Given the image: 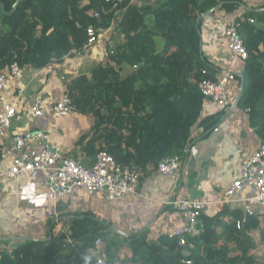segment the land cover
<instances>
[{
	"label": "trees",
	"instance_id": "obj_1",
	"mask_svg": "<svg viewBox=\"0 0 264 264\" xmlns=\"http://www.w3.org/2000/svg\"><path fill=\"white\" fill-rule=\"evenodd\" d=\"M148 1L123 0L114 6L107 0H0L5 6L0 10V74L13 63L35 69L62 63L74 51H84L91 26L98 35L114 27L118 39L107 48L106 59L94 65L90 76L73 77L66 91L76 111L95 118L79 144L94 157L107 150L118 163L137 170L141 180L149 165L165 157L186 160L196 125L205 127V136L218 125L220 118H201L205 97L199 83L219 72L203 49L204 14L216 6L226 13L244 7L234 18L248 55L237 75L239 107L248 111L264 140V4ZM68 218L72 243L66 235H54L58 220L53 217L47 222L50 240L24 238L11 251L0 247V264H94L98 237L106 244L107 264H264V253L251 236L260 229L264 242V215L261 224L259 215L244 216L243 210L226 204L214 216L203 213L202 232L186 235L185 245L169 234L151 242L147 227L118 234L90 211Z\"/></svg>",
	"mask_w": 264,
	"mask_h": 264
},
{
	"label": "crops",
	"instance_id": "obj_2",
	"mask_svg": "<svg viewBox=\"0 0 264 264\" xmlns=\"http://www.w3.org/2000/svg\"><path fill=\"white\" fill-rule=\"evenodd\" d=\"M245 1L247 6L255 8L264 4V0ZM133 2L140 5L149 3L148 0ZM242 8L235 13L216 11L204 18L202 25L203 49L208 59L219 70L230 68L238 75L243 72L245 61L229 52L225 32L228 24L244 12ZM117 39L114 27L102 29L88 54L68 57L62 63H53L42 69L27 66L21 79L10 78L6 99L16 107L17 116L6 137L0 140V173L13 164V156L6 153L11 138L33 129L48 131L52 145L83 163L94 161L95 157L79 144L80 138L94 125V117L74 111L58 118L51 112L35 118L32 106L38 93H43L54 104L62 97L73 77L81 74L90 76L94 65L106 59L107 48ZM108 40L110 44H107ZM239 95L238 89L232 90V104ZM208 116L220 118V121L206 136L205 127H194L197 136L193 138L178 179L162 178L158 176L156 166L149 165L140 180L138 193L117 201H109L104 193L89 194L82 188L75 189L68 196L52 199L48 196L46 174L43 172L37 177L20 175L5 178L0 182V241L8 242H0V247L11 251L24 238L44 240L49 237L47 222L51 218L66 217L68 220L71 213L87 211L125 235L147 227L149 239L153 242L161 234H171L183 223L182 214L168 204L170 200L183 196L205 202L204 214L214 216L224 208L223 192L239 176L242 160L257 148L263 138L252 126L248 111L239 106L234 110L232 107L224 109L205 99L201 118ZM249 192L250 188L246 187L240 195ZM263 215L259 214L261 224ZM251 236L264 253L261 230H253ZM233 252L236 254L237 251L234 249Z\"/></svg>",
	"mask_w": 264,
	"mask_h": 264
},
{
	"label": "built area",
	"instance_id": "obj_3",
	"mask_svg": "<svg viewBox=\"0 0 264 264\" xmlns=\"http://www.w3.org/2000/svg\"><path fill=\"white\" fill-rule=\"evenodd\" d=\"M114 2V6L123 0H107ZM95 17H99L96 12ZM100 32V30H99ZM90 36L83 52L74 51V56L88 54L91 47L98 41V29L90 27ZM227 46L229 52L242 60L247 59V50L243 38L238 33V24L232 20L226 28ZM230 68L219 70L215 79L203 78L199 88L206 100L215 103L224 109H229L232 104V90L238 89L241 93L239 77ZM24 76V67L13 63L0 74V140L7 135L14 118L17 116L16 107L7 101L6 93L10 86V78L21 79ZM76 111L72 98L67 91L54 104L43 93H38L33 101L32 116L42 117L51 112L55 117L67 116ZM215 131H217L215 129ZM197 136L193 128L191 139ZM6 153L13 156L11 167L0 173V182L5 178H15L20 175L37 177L41 172L46 174V186L48 196L52 199L68 196L77 188L86 190L89 194L104 193L109 201H117L127 196L138 193L140 173L130 165L118 163L107 151H99L91 164H85L81 160L68 154L62 148L52 145L48 131L33 129L15 134L6 147ZM184 158L179 155L163 158L156 165V172L162 178L176 180L179 178ZM239 176L224 190L222 202L233 208L243 210L244 216H255L264 213V140H261L257 148L248 154L241 162ZM250 188V192L241 196V191ZM182 214L183 223L178 225L169 234L177 238L180 244L187 242L186 235L196 236L203 230L202 215L206 203L190 199L186 196L177 197L168 202ZM262 211V212H261ZM54 235L60 237L66 235L68 241L70 222L66 218H57ZM241 227V223H236ZM92 256L96 258L94 264H107L109 256L104 240L98 237ZM190 264L191 262L188 261ZM120 264V262H116Z\"/></svg>",
	"mask_w": 264,
	"mask_h": 264
},
{
	"label": "water",
	"instance_id": "obj_4",
	"mask_svg": "<svg viewBox=\"0 0 264 264\" xmlns=\"http://www.w3.org/2000/svg\"><path fill=\"white\" fill-rule=\"evenodd\" d=\"M217 9H218L217 6L211 8L210 10H208V11L204 14V17L206 18V17L210 16V15L213 14ZM0 10H5V6H4L3 3L0 4ZM12 12H13V11L9 12L8 14H12ZM241 74H242V73H241ZM241 94H242V91H241L240 95L238 96V98L236 99V101H235V102L233 103V105L231 106V107H232V110H234L236 107L239 106V102H240ZM116 232H117L118 234H123V235H125V233L122 232V231H120V230H116ZM2 239H8V238H2ZM50 239H51V237L49 236V237H47V238L44 239V240H45V241H48V240H50Z\"/></svg>",
	"mask_w": 264,
	"mask_h": 264
},
{
	"label": "rangeland",
	"instance_id": "obj_5",
	"mask_svg": "<svg viewBox=\"0 0 264 264\" xmlns=\"http://www.w3.org/2000/svg\"><path fill=\"white\" fill-rule=\"evenodd\" d=\"M113 33V31H111V33L110 34H112ZM109 43V40L107 41V44ZM110 44V43H109Z\"/></svg>",
	"mask_w": 264,
	"mask_h": 264
}]
</instances>
